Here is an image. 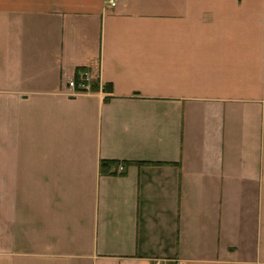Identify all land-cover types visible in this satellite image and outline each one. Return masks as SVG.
Here are the masks:
<instances>
[{
    "label": "crops",
    "instance_id": "obj_1",
    "mask_svg": "<svg viewBox=\"0 0 264 264\" xmlns=\"http://www.w3.org/2000/svg\"><path fill=\"white\" fill-rule=\"evenodd\" d=\"M0 264H264V0H0Z\"/></svg>",
    "mask_w": 264,
    "mask_h": 264
},
{
    "label": "built area",
    "instance_id": "obj_2",
    "mask_svg": "<svg viewBox=\"0 0 264 264\" xmlns=\"http://www.w3.org/2000/svg\"><path fill=\"white\" fill-rule=\"evenodd\" d=\"M117 0H106V3L111 8L116 6ZM93 83V79L90 77L88 71H84L78 74V77H73L66 82L68 88V95L70 97H76L90 93V85ZM122 171V168H119Z\"/></svg>",
    "mask_w": 264,
    "mask_h": 264
},
{
    "label": "trees",
    "instance_id": "obj_3",
    "mask_svg": "<svg viewBox=\"0 0 264 264\" xmlns=\"http://www.w3.org/2000/svg\"><path fill=\"white\" fill-rule=\"evenodd\" d=\"M85 69H77L75 71V77L77 79L78 77V73H80L81 71H84ZM97 84L93 83L91 85V90L93 92H96L97 91ZM104 92H107L109 93L110 92V88L109 87H105L104 88ZM122 167V171L120 173H118V168L119 167ZM129 166V163H126V162H106V161H103L100 163V174L102 176H107V175H119V176H124L125 174V171H126V168Z\"/></svg>",
    "mask_w": 264,
    "mask_h": 264
},
{
    "label": "rangeland",
    "instance_id": "obj_4",
    "mask_svg": "<svg viewBox=\"0 0 264 264\" xmlns=\"http://www.w3.org/2000/svg\"><path fill=\"white\" fill-rule=\"evenodd\" d=\"M118 1V0H117ZM117 3V2H116ZM85 71V70H84ZM89 72L90 77L93 79V81H96L95 76L90 70H87Z\"/></svg>",
    "mask_w": 264,
    "mask_h": 264
}]
</instances>
